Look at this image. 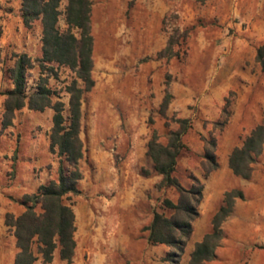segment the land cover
<instances>
[{
  "label": "rangeland",
  "instance_id": "rangeland-1",
  "mask_svg": "<svg viewBox=\"0 0 264 264\" xmlns=\"http://www.w3.org/2000/svg\"><path fill=\"white\" fill-rule=\"evenodd\" d=\"M94 86L81 100L80 138L84 157L79 166L81 194L66 199L75 214L76 241L72 264H163L166 246H153L143 228L163 199L176 201L173 188L158 189L146 145L155 130L165 142V122L190 119L175 176L184 187L190 175L204 184L194 233L211 231V218L223 193L239 189L231 215L221 225L223 239L216 259L206 264H264V147L251 178L241 179L228 167L231 151L257 125L264 126V72L255 60L264 44V0H91ZM63 2L60 9L64 11ZM19 0H0V264H13L16 253L5 215H19L26 194L57 178L59 158L49 148L51 109L26 107L12 125L1 129L2 93L12 88L8 70L18 54L41 57V24L23 26ZM65 30L64 15L58 22ZM187 32L178 58H159L173 30ZM35 63L28 72L27 93L40 76ZM48 79L65 104L74 73L61 67ZM171 103L159 114L166 75ZM228 113L225 114L224 108ZM170 128L176 125L171 123ZM216 139L218 168L204 177L205 140ZM17 148L16 159L13 158ZM144 171H149L147 175ZM188 256L180 264H188ZM66 264L55 251L50 263Z\"/></svg>",
  "mask_w": 264,
  "mask_h": 264
},
{
  "label": "trees",
  "instance_id": "trees-1",
  "mask_svg": "<svg viewBox=\"0 0 264 264\" xmlns=\"http://www.w3.org/2000/svg\"><path fill=\"white\" fill-rule=\"evenodd\" d=\"M63 2L64 11H61ZM91 10V0H21L20 17L23 26L30 29L36 21H40L41 57L34 61L26 54L15 56L14 64L8 70L12 88L1 94L5 96L1 129L10 127L15 112L25 107L39 112L51 109L53 115L49 148L58 156L59 165L55 180L41 184L34 193L22 197L19 202L24 208L22 213L5 215V225L12 231L17 250L13 264H35L39 260L50 263L55 251L66 264H72L76 248L75 214L72 205L65 200L81 194L79 182L83 174L79 163L84 157V146L80 138L81 100L83 94L94 86ZM62 14L66 26L63 31L58 25ZM187 36V32L180 33L178 28L174 29L158 57L178 58ZM255 60L264 72V44L257 47ZM35 63L39 67L40 76L34 91L27 93L28 72ZM61 67L74 73L72 81L65 86L68 94L66 115L65 104L54 100L57 92L48 83L49 77L56 76V71ZM170 82L167 74L164 96L159 107V114L164 118L172 100ZM223 112L228 113L226 107ZM171 123L176 125L175 129L170 128ZM165 126L168 129L166 141H161L153 130L146 145V155L152 162L153 172L161 177L157 188H173L178 196L176 201L163 199L161 208L172 213L167 216L164 212L155 211L151 223L143 230L148 232V244L168 247L162 262L180 264L193 233V223L199 217L198 207L203 199L204 184L192 174L191 185L184 187L175 176L178 156L185 147L183 137L191 128L190 119L174 118L171 122H165ZM263 147L264 126L257 125L228 156V167L233 175L250 179ZM215 150L216 139L205 140L202 163L204 177L218 168ZM16 155L17 148L14 150V159ZM144 173L150 174L149 171ZM237 199H244L239 189L223 193L222 204L210 221L212 229L200 242L195 243L188 264H206L216 259V249L223 239L221 225L231 215Z\"/></svg>",
  "mask_w": 264,
  "mask_h": 264
},
{
  "label": "crops",
  "instance_id": "crops-1",
  "mask_svg": "<svg viewBox=\"0 0 264 264\" xmlns=\"http://www.w3.org/2000/svg\"><path fill=\"white\" fill-rule=\"evenodd\" d=\"M19 1L21 2V0H19ZM193 225H194V223H193ZM193 233H194V227H193ZM193 233H192V236H193ZM208 233H209V232H208ZM205 234H207V232H206V233H200V232H197V234H196L197 237H196L195 241L193 242L192 246H190V247L188 248L187 251H186V248H187V245H186V248H185V251H184L183 256H184L185 254H187V256H188V261H189V258H190V254H191V252L193 251V248H194L195 243L200 242ZM192 236H191V238H192ZM191 238H190V239H191ZM190 239H189V241H190ZM189 241L187 242V244L189 243ZM163 246H165V245H163ZM167 248H168V247H167ZM167 251H168V249L165 251V253H164V255H163L162 257L165 256V254H166ZM183 256H182V257H183ZM162 263H163V264H166L165 262H162ZM187 263H188V262H187ZM148 264H149V263H148Z\"/></svg>",
  "mask_w": 264,
  "mask_h": 264
}]
</instances>
